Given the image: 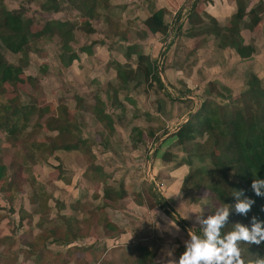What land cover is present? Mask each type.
Instances as JSON below:
<instances>
[{
  "label": "rangeland",
  "instance_id": "1",
  "mask_svg": "<svg viewBox=\"0 0 264 264\" xmlns=\"http://www.w3.org/2000/svg\"><path fill=\"white\" fill-rule=\"evenodd\" d=\"M43 2L44 0L21 1L24 9L19 12L32 21V31L37 27H42L47 19L61 18V16H58V12L55 13V15L42 12L39 5ZM59 2L61 3V10H68L73 7L79 8L76 7L78 5L76 0H63V2L60 0ZM0 6L5 9H13L17 5L16 2L11 3L10 0H0ZM77 9L75 10L76 12H78ZM65 17L68 23L72 24L78 22V27H82V25H80L82 21H79V19L83 17L80 12H65ZM93 25L98 29L99 25L97 23ZM80 28L74 29V34H76L77 29ZM136 29H138V27H136L135 30ZM165 40H162L160 45L157 44L156 57L151 61L153 63V69L156 71V67H159L161 74L165 64L169 62V55L165 44H163ZM72 41L71 39L69 43H72ZM85 44L86 41L82 35H79L76 37L73 46L74 48H80V46H85ZM29 45L38 50L37 53L29 54V59L30 61L32 60V64L29 67L27 66L25 71L16 77L15 81L19 82L21 80L20 84L7 87L5 91L7 93L0 95V104L13 98L16 94L18 95V100H21L23 103L26 102L23 101L26 99L36 100L38 103V99L42 98L39 99V102H41L39 106L48 109V112L41 116L40 119H36V116L30 118L28 125L31 126V124L37 122L41 129L38 130L34 127L35 130H30L31 134L29 138L24 141L25 145L30 147L32 142H37L36 144L41 146L40 149H42V147L45 148L50 143L55 133L44 131L42 121L47 116L56 115V111H53V108L57 105L65 104L68 111L71 112L74 123L79 127L80 134L84 138H90L92 141L90 148L93 154L94 164L100 162L96 159L95 153L101 152L106 155V161L104 163L100 162L99 166L106 176V184L115 189L122 188L125 193V198L113 202H105L101 199V184L98 179L95 178L94 180H90L89 177H86V174L82 176L86 181H91L89 189L87 185H84L82 187L77 186V190H75L73 188L74 184L72 185L70 183L72 180L71 176L68 175L70 172H66V170L70 171L69 166L75 163V161L77 164H80L79 166L84 168L82 165H86V157L84 156V159L78 152L75 153L76 159H74L71 154L65 153L63 164L61 165L62 168L58 170L57 173L56 169L51 170V173L48 172L46 176H44L43 173H38L44 176L38 179L44 184L42 192L46 194V198L42 195L40 198L36 193V191H38L36 187L38 183L36 181L39 180H33L31 184L28 182V178L30 177H27L25 173H21L20 176V178L24 180L23 183L20 184L19 182L18 184L20 185L19 192H14L8 185V180L13 174V171L10 166L9 157L5 153L8 147H5L4 152L0 151V160H2L6 166L5 171H3L0 176V206H3L2 210L4 211H0V241L13 239L15 246L18 245V247L25 250L27 249L26 245L19 244V242L22 240L30 242L37 229L43 228V230H50L53 227L56 228V226H65V221L61 220L59 216H63L64 218L73 216L71 218L75 220V224L72 226V233L78 237L72 238L64 234L61 236V239H63L64 244H66V240H68V245H55L52 243L48 246L52 257L55 256L52 264H134L129 256L132 254L137 244L158 249L162 245H166L169 248L170 246H168V244H172L173 242L177 247H184L183 240L187 239V230L184 227L174 236L164 232V234H168L167 236L169 237L166 240L161 242L156 240L158 235H162L160 230L157 229L156 224L159 223L163 225V221L160 220L159 216H156L155 212H161V210L155 206L154 195L157 194L159 198H163L171 209L174 210L175 208V211H173L174 214H171L172 217L178 215L191 227H193V224L191 220L187 219L188 214L200 213L199 205L189 201L190 193H187L185 196L182 194L180 197H175V195L179 194L180 170L185 169L183 165L178 169L176 168L178 166L175 165L181 163V161L186 158V153L189 152L188 149H192L194 146L191 144L177 147L174 144L170 148L165 149L167 144H172L173 141L168 137L170 135L172 136V134L177 131L179 125L183 124L190 115L198 110L199 104L205 100L206 97L217 104L226 106L225 111L228 112L227 105L231 103L230 101L236 100L242 93V90L239 91L237 95H234L236 97L233 98H231L230 94L229 96L220 94L216 97L214 93L212 94L209 92L210 87L207 85L190 86L188 88L185 85L170 86L166 81L164 82L167 85L163 83H159V85L154 82L152 78L144 80L140 71L141 74L139 77H135L136 80L133 79L128 88L122 84H115L116 87L113 88L107 83V85L103 84L99 87H81L80 96L75 93L76 90L74 88H71L70 91H66L65 97H63L64 94L58 97L56 93L45 94L42 91L43 88L41 86H45L48 82L45 80L46 76L44 77V82L46 83H44V85H39V83L43 80L41 79V75L44 72L42 70L47 66L58 69L55 59L56 54H58V52L60 54L61 52L59 40L53 37L49 38L42 36L41 39L34 38ZM114 45L119 49V53L124 52V45ZM6 59L10 64L15 63V58L8 56ZM129 59L131 63L136 64L135 59L132 57ZM129 65L131 64H123L125 67H129ZM138 65L139 69L143 66V63ZM156 73L158 75L157 71ZM26 75L36 78V83L40 87L37 86L33 88L28 86V84L25 83ZM262 81L260 86L264 88V80ZM53 84H56V82L53 81ZM216 88L217 90H219V88L221 89V87ZM113 91H115L116 98H111ZM74 95L82 98V102L78 103V108L75 110L73 107L74 103L71 101V97ZM93 95L99 96L103 111L111 119L112 127L114 126V128L113 132L110 134L104 131L102 126L95 121L90 112V106L94 103V98H92ZM58 98L66 99L64 102H60ZM117 113L120 114V119L117 118ZM136 115H139V117L133 119ZM132 127H137L142 132V143H134L131 145L129 142V132ZM146 128L152 130L154 135L156 134V136L160 138L161 142L164 141L162 143L158 140L152 142L151 139L145 137L144 133ZM25 132H28V130ZM205 139L206 136L204 135V142ZM198 141L199 140H196L195 143L198 144ZM159 143L160 146L158 147ZM11 148L13 149L10 153L14 154L17 152L16 148ZM34 148L35 145L33 143L31 149ZM40 149L34 152L36 155L35 158L38 157ZM164 152H167L171 157H168V161L161 160ZM61 155H63V153ZM66 156L71 157L68 159ZM155 156L159 159L155 160ZM63 168L65 169L63 170ZM175 170L179 171L175 172ZM76 172L78 174V170H76ZM182 172L183 171H181V173ZM62 175L67 178L69 177L70 181L59 180L58 183L55 182V185L53 183H44L47 180H49V182L52 180L56 181V177L59 176V178H61L60 176ZM82 182L83 181L79 184L81 185ZM147 188L150 189L151 194L148 193ZM191 194H193V196L195 195L193 192ZM203 195L204 190L201 192L202 203ZM7 197H10L11 203H8ZM27 197H32L30 198L32 202H29ZM75 199H77L78 203L81 205L77 206L75 209L67 208L69 207V203ZM45 200L46 207L41 209L40 205L42 201ZM20 203L21 207L17 208L16 206ZM60 204L61 207H58ZM25 205L29 207V210H36L37 214H28L25 211ZM12 209L15 213L19 211L16 215H11L9 218L10 213L13 212ZM8 213L9 215H7ZM169 213H171L170 209ZM18 214L23 218L19 227L17 226L18 220L15 217H18ZM39 216L40 221L42 220L40 227L36 226V229L33 228L30 230L32 225L35 224V222L37 223ZM67 222L72 223V220L69 219ZM119 236L122 239H119ZM50 240L51 239H48L47 242H50ZM85 248H88V250L83 252ZM105 248L108 250V253H104ZM15 257L18 260L17 264H36L33 261L31 263L30 259L25 261L22 260L23 262H21L20 254ZM161 257H154L155 260L153 259V261H159Z\"/></svg>",
  "mask_w": 264,
  "mask_h": 264
},
{
  "label": "trees",
  "instance_id": "2",
  "mask_svg": "<svg viewBox=\"0 0 264 264\" xmlns=\"http://www.w3.org/2000/svg\"><path fill=\"white\" fill-rule=\"evenodd\" d=\"M16 2V7L13 9H5L0 6V95L7 93L6 88L15 84H20V81H15L16 77L25 71L30 61L29 54L37 53L38 50L34 47H30L29 43L34 39H41L42 36L51 37L54 35L60 42V49L64 51L69 57L74 58L75 54L68 47V42L71 39L70 33L66 27V22L59 21L57 19H47L44 25L31 30L32 21L25 17L21 12L23 6L21 1L26 0H10ZM60 0H44L39 5L40 10L44 13H57L62 11L60 9ZM82 17L91 18L92 11L96 8L97 3L107 2L108 0H76ZM63 2V0H61ZM260 5L255 7L244 14V9L239 3L236 4V19H242L245 15H249L253 25L258 22V14ZM82 8V9H81ZM52 15V14H51ZM164 11L162 9L151 12V14L142 22L146 31L149 34L166 35L167 25L163 21ZM51 32L52 34H49ZM234 46L236 54L240 58H248L252 54L251 47H241L239 44H230ZM131 50V53L135 56V63H143V66L139 68L144 80L153 79L154 82L160 83L159 77L156 71L153 69L152 62L148 57L142 56L135 51V48H127ZM15 58V63L10 64L7 61V57ZM128 57V54H126ZM115 73V83L126 84V81L133 76V72L125 70V66H121L114 62L109 64ZM22 83V82H21ZM25 83L30 87H40L36 83V78L25 76ZM160 85V84H159ZM210 87V93H214L216 97L220 94L226 96L228 92L225 88H217L212 85ZM216 88V89H215ZM12 93V92H11ZM226 93V94H225ZM115 91L112 92L111 98L115 97ZM236 97V96H234ZM238 97V96H237ZM17 98V99H15ZM94 103L90 106V112L93 115L95 121L102 126L104 131L109 134L113 132L112 122L108 115L104 114L102 108V102L99 96L93 95ZM233 98V97H232ZM25 103L18 100L16 94L13 98L0 104V151H5V147H8V152L5 151L9 157L10 166L12 167L13 174L10 176L8 182L11 190L19 192L20 184L23 183L20 178L21 173H25L29 183L32 181V167L35 165H41L46 168H53L57 171L60 170L61 162L54 156L56 152H78L85 159V170L83 174L90 180L95 178L101 184V199L105 202L116 201L118 199L125 198V193L122 188L115 189L106 184V176L104 175L101 167L94 164V158L91 151L92 141L90 138H84L80 132L79 127L74 123L71 112L65 104L57 105L53 108L56 111L55 116H47L43 119V130L46 132L55 133L51 138L50 143L42 149L37 145V142H32L30 147L25 145V142L30 136V130L41 129L37 122L28 125L30 118L36 116V119H40L48 109L39 106L36 100L26 99ZM65 101V100H64ZM63 101V102H64ZM71 101L74 103V110L78 108V103L82 102V99L77 95L71 97ZM227 105L228 112L225 111L226 106L217 104L210 98L206 97L199 104L198 110L190 115V117L181 125H179L177 131L172 135L174 144L177 147H183L185 145L193 144L192 149H188L186 158L181 163L176 164L177 169L182 165L185 166V172L179 179V194L185 196L189 195V201L195 202L200 207V213L203 212L206 217L211 213V210L215 208L217 204L223 203H235L233 193L236 190L244 189L245 195L255 200V204L252 206L251 211L247 216L232 214L230 216V223L240 221L245 225H249L251 218L256 216L259 220L264 221V197H258L255 195L251 188L253 179H264V88L260 86L259 81L255 76L249 74L245 81V88L236 100L230 101ZM70 109V106H69ZM139 115L134 116L133 119H137ZM37 121V120H36ZM28 132H25L27 131ZM129 142L142 143V132L137 127L130 129ZM145 137L151 139L152 142L159 139L156 134L149 128L145 130ZM204 135L206 136L205 142L203 141ZM196 140L198 144L195 143ZM2 143V144H1ZM35 145L34 149H31L32 145ZM5 145V146H4ZM14 147L17 149L16 153H10ZM37 158L35 151L39 150ZM13 154V155H12ZM85 156V157H84ZM170 155L164 152L161 160L168 161ZM171 158V157H170ZM1 159V158H0ZM52 162H54L52 164ZM56 163V164H55ZM6 166L2 160H0V176L5 171ZM20 178V180H19ZM1 180V179H0ZM19 180V181H18ZM34 180V179H33ZM17 181V182H16ZM38 196L41 195L46 198V194L42 192L40 185L36 186ZM204 190L203 203L201 192ZM149 194L151 191L147 188ZM194 193L195 195L193 196ZM153 196V195H152ZM192 196V197H191ZM49 197V196H48ZM155 206L173 219V223H177L180 230L183 227L189 228V225L182 220L178 215L172 217L174 214L163 198H159L156 194ZM32 197H27L29 202ZM8 203H11L10 197L6 198ZM57 204V203H56ZM81 204L77 199L72 200L69 203L70 209H75ZM34 206V205H32ZM21 207V203L16 206ZM46 207V200L42 201L40 208ZM61 207V204L58 205ZM152 208V206H151ZM169 209L170 212L169 213ZM13 210V209H12ZM38 210V209H37ZM19 211V210H18ZM16 211V213L18 212ZM25 211L31 215H36V210H29V207L25 205ZM13 210L10 215L14 214ZM15 213V215H16ZM36 213V214H35ZM9 215V213L7 214ZM9 215V218H10ZM18 220L17 226L22 222V217L18 214L15 216ZM64 218L59 216L61 220H64L65 226H59L50 230H43L39 228L33 234V239L30 242L21 241L19 244H25L27 249H21L15 246L13 239H6L0 241V264H15V256L25 254V257L32 259L36 264H52L54 257L49 252L48 246L50 244H64L61 236L78 237L73 234L72 226L75 224V220L71 218ZM71 219L72 223H68L67 220ZM42 220L40 216L37 223L32 225L31 229L40 227ZM232 225L230 224L224 231L230 230ZM191 231L200 234L199 227L192 228ZM61 232V233H60ZM51 239L50 242H47ZM63 241V242H62ZM68 240L66 244L68 245ZM244 255L246 258H253V254L259 253L264 256V243L260 246L257 245H242ZM88 248L83 249V252ZM157 249H153L142 244H137L132 254L129 256L134 264H153V259L156 255ZM184 251L183 246L176 248V258ZM52 259V260H51Z\"/></svg>",
  "mask_w": 264,
  "mask_h": 264
},
{
  "label": "crops",
  "instance_id": "3",
  "mask_svg": "<svg viewBox=\"0 0 264 264\" xmlns=\"http://www.w3.org/2000/svg\"><path fill=\"white\" fill-rule=\"evenodd\" d=\"M237 3L244 9V14H248L250 10L255 9L258 5L261 6L257 24H252L249 15H245L242 19H236ZM76 7H79V5ZM76 9L73 7L68 10L78 13L75 11ZM159 9L164 11L163 21L168 27L165 36L158 33L149 34L142 24L151 12ZM68 10L58 12L57 14L61 18L57 20L66 22L68 33H70L73 40L72 43L68 42V47L75 54V57H69L60 49L61 52L56 54L55 59L58 69L47 66L42 70L44 71L41 75L43 80L40 85L46 83L44 82L45 76V80L48 81L45 86H41L43 90L40 88L45 94L56 93L58 97L64 94L63 97H65L66 91L74 88L75 93L80 96L81 87H99L103 84L107 85V83L115 88V73L109 65L112 62L121 66L124 63L131 64L125 68V70L133 72V76L124 84L128 88L132 80H136L135 77H139L141 73L137 64L131 63L129 58L135 59V56L127 48L135 47L138 54L148 57L152 61L156 57L157 44L160 45L161 41L165 39L163 44H165L169 55V62L165 64L162 74L159 67H156L160 83H167L170 86L185 85L188 88L190 86L214 85L215 87L225 88V91L228 92L226 96L230 94L232 98L239 91L244 90L245 81L249 74L255 76L260 85L264 80V0H108L107 2L97 3L96 8L92 11L91 18L83 17L79 19V21H82L81 28L78 27V22V24L76 22L72 23L74 26L68 23L65 17V12H70ZM51 14L55 15V13ZM94 23L99 25L98 29L94 27ZM136 27L138 29L135 30ZM76 28L80 29H77V33L74 34ZM49 34L52 33L49 32ZM79 35H82L86 41L85 46H80L81 49L73 46L76 37ZM51 37L56 38L54 35H51ZM232 43L239 44L243 48L251 47L253 52L248 58H240L236 54L234 46L230 45ZM114 44L124 45V52L119 53V49ZM126 54H128V57ZM31 64L32 60L29 61L28 67ZM53 81L56 84H53ZM39 99L38 103H41ZM58 99L63 102L66 98ZM119 113H117L118 119L121 118ZM104 114L106 113L104 112ZM168 138L173 141L172 144L168 143L165 149L174 145L172 136L170 135ZM158 141H160V138ZM162 142L160 141V143ZM65 153L71 154L76 159V152H63V155H61L62 152H56L54 156L59 159L61 164H63ZM95 155L101 163L106 161L104 153L98 152ZM66 157L69 159L71 156ZM154 159L158 160L159 158L155 156ZM100 162L95 165L100 166ZM79 165L75 161L69 166L70 171L66 170V172H70L68 175L71 176L73 181L62 175L61 178L57 176L56 181L49 182L47 180L44 183L55 185V182L58 183L59 180H66L67 182L70 181L72 185L74 184L73 188L75 190H77V186L82 187L84 185H87L89 189L91 181L89 180V183L82 176L85 164L82 165L84 168ZM51 170L55 169L41 165L33 166L32 181L33 179L35 181L39 180L36 181L38 183L36 185H40L44 189V184L38 178L46 176L48 172L51 173ZM76 170H78V174ZM181 171L183 172L181 173ZM39 172L43 173L44 176L38 174ZM184 172L185 169L180 170L181 177ZM81 181L83 182L80 185ZM2 207L0 206V211H3ZM12 215H15V213ZM184 228L187 230L186 227ZM167 235L162 233V235L156 237V240H159L158 242L166 240L169 238ZM119 239L122 238L119 236ZM168 246L177 247L173 242ZM165 247L167 246L162 245L157 249L155 258H160L163 255L162 250ZM104 253H108L106 248ZM27 259L25 254L21 255V262ZM15 260V264H17V258ZM30 262L32 263L31 259ZM157 262L153 261L155 264Z\"/></svg>",
  "mask_w": 264,
  "mask_h": 264
},
{
  "label": "clouds",
  "instance_id": "4",
  "mask_svg": "<svg viewBox=\"0 0 264 264\" xmlns=\"http://www.w3.org/2000/svg\"><path fill=\"white\" fill-rule=\"evenodd\" d=\"M251 188L256 196L264 197V179H253ZM180 196L181 193L175 195ZM232 197L235 203L217 204L206 217L203 212L189 213L187 219L192 221L193 227L199 226L200 234L189 227L187 239L183 240L184 251L178 259L175 247H166L157 264H264V256L256 253L253 258H246L242 248V245L260 246L264 243V221L253 216L249 225L240 221L230 223L232 214L247 216L255 200L246 196L244 189H235ZM155 213L163 221V225L156 224L161 233L174 236L181 231L172 218L162 212ZM230 224L231 229L224 231Z\"/></svg>",
  "mask_w": 264,
  "mask_h": 264
}]
</instances>
